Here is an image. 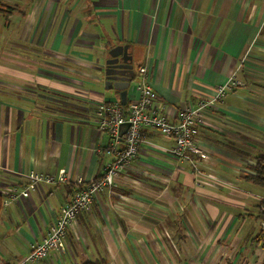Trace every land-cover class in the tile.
Returning a JSON list of instances; mask_svg holds the SVG:
<instances>
[{
  "label": "crops",
  "instance_id": "0c3cea01",
  "mask_svg": "<svg viewBox=\"0 0 264 264\" xmlns=\"http://www.w3.org/2000/svg\"><path fill=\"white\" fill-rule=\"evenodd\" d=\"M0 4L10 10L0 12V192L23 185L31 169L68 175L2 208L0 264L26 256L73 192L112 160L96 111L138 96L135 81L124 102L104 88L102 66L118 44L128 45L136 72L147 67L155 106L170 120L229 76L243 83L204 112L196 139L209 178L221 182L196 186L188 161L141 144L131 169L76 215L64 252L34 264H263L264 193L244 174L264 151V0ZM142 139L173 144L149 127Z\"/></svg>",
  "mask_w": 264,
  "mask_h": 264
},
{
  "label": "built area",
  "instance_id": "2783aa9c",
  "mask_svg": "<svg viewBox=\"0 0 264 264\" xmlns=\"http://www.w3.org/2000/svg\"><path fill=\"white\" fill-rule=\"evenodd\" d=\"M134 81L138 90L136 99L126 105L119 103L101 105L96 111L98 129L106 132L110 137V148L114 153L112 160L106 164L100 178L88 181L84 187L73 192L71 199L61 206L43 239L31 245L27 255L13 264H34L45 259L52 250L64 252L65 235L68 229L74 228L76 215L81 211L89 210L97 193L111 188L119 173L131 169V162L136 157L141 144L150 149H160L177 161H188L195 169L194 173L201 174L198 165L200 159H205L206 156L198 148L196 139L200 128L205 124L204 112L224 98L227 93L243 84L233 75L229 76L209 95L184 104L178 118L170 120L155 106L156 92L149 80L146 66L137 67ZM144 127L153 128L160 134L173 138V144L162 148L150 140L142 139ZM67 180L68 175L63 169L51 174L31 169L27 172L23 185L14 184L0 192L2 208L10 202L28 197L41 184L54 185ZM80 181L78 178L77 182Z\"/></svg>",
  "mask_w": 264,
  "mask_h": 264
},
{
  "label": "water",
  "instance_id": "95a60500",
  "mask_svg": "<svg viewBox=\"0 0 264 264\" xmlns=\"http://www.w3.org/2000/svg\"><path fill=\"white\" fill-rule=\"evenodd\" d=\"M133 64V57L128 51V45L118 44L107 51L102 66L104 88L118 91L123 102L126 90L136 76Z\"/></svg>",
  "mask_w": 264,
  "mask_h": 264
},
{
  "label": "trees",
  "instance_id": "16d2710c",
  "mask_svg": "<svg viewBox=\"0 0 264 264\" xmlns=\"http://www.w3.org/2000/svg\"><path fill=\"white\" fill-rule=\"evenodd\" d=\"M9 8H4L2 4H0V12L6 14L9 13ZM254 162L252 164L246 165V172L244 174V179L249 181L255 185L260 186L263 189L264 193V151L254 156ZM102 175V174H101ZM101 175L96 176L91 180H95L100 178ZM82 188V186L78 187ZM77 188V189H78ZM260 206H264V195L260 200ZM2 194H0V212L2 210ZM84 264H96V263H84ZM264 264V262H263Z\"/></svg>",
  "mask_w": 264,
  "mask_h": 264
},
{
  "label": "rangeland",
  "instance_id": "374dc122",
  "mask_svg": "<svg viewBox=\"0 0 264 264\" xmlns=\"http://www.w3.org/2000/svg\"><path fill=\"white\" fill-rule=\"evenodd\" d=\"M14 37H15V42H17V43H19V37L17 36V35H14ZM21 43V42H20ZM0 56H1V53H0ZM1 58V57H0ZM135 67H136V63H135ZM234 90H232V91H230L229 93H232ZM229 93H227V94H229ZM226 94V95H227ZM225 97V96H224ZM221 101V100H220ZM219 101V102H220ZM242 139V141L244 140V141H249V142H252L251 140H248V139H244V138H241ZM203 154H204V152H203ZM206 156V155H205ZM205 160H206V158L205 159H200V163H199V165H198V169H199V172L201 173V174H195L194 173V168L192 167V164L191 163H189L190 164V166H191V168H192V174H193V176H194V178H193V181H194V184L196 185V186H200L203 182H206V181H211V182H213V184H215V183H218L219 184V178H217V176H215L214 178H209V176H211L210 174L208 175V173L210 172L209 171V169H208V166H207V162H205ZM208 176V177H207ZM213 177V176H212ZM116 181V180H115ZM160 182L161 183H164V182H166L165 184H167V182H168V180L166 179V178H161L160 177ZM221 182V181H220ZM169 185H170V187H176L175 186V184H172V183H169ZM203 185V184H202Z\"/></svg>",
  "mask_w": 264,
  "mask_h": 264
},
{
  "label": "flooded vegetation",
  "instance_id": "af4514ba",
  "mask_svg": "<svg viewBox=\"0 0 264 264\" xmlns=\"http://www.w3.org/2000/svg\"><path fill=\"white\" fill-rule=\"evenodd\" d=\"M133 65H134V64H133ZM134 70H136L135 67H134ZM135 74H136V71H135Z\"/></svg>",
  "mask_w": 264,
  "mask_h": 264
}]
</instances>
